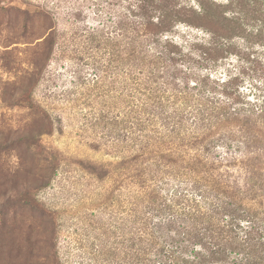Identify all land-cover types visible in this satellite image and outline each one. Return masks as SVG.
Returning a JSON list of instances; mask_svg holds the SVG:
<instances>
[{
    "label": "rangeland",
    "instance_id": "obj_1",
    "mask_svg": "<svg viewBox=\"0 0 264 264\" xmlns=\"http://www.w3.org/2000/svg\"><path fill=\"white\" fill-rule=\"evenodd\" d=\"M173 1L201 9L199 0ZM200 1L226 15L240 12L248 30L251 17L264 13V0ZM136 3L0 0V264H129V240L136 241L144 216L143 175L155 179L168 202L167 159L182 139L172 136L170 108L150 122L142 119L150 107L130 110L135 87L150 86L146 94L166 103L172 86L161 78L130 85L126 65L135 58L126 48L140 34ZM174 29L178 42L181 31L200 43L211 35L186 22ZM255 40L245 33L231 41L259 56V70L244 69L240 84L251 102L264 92V48ZM225 67L212 72L222 77ZM261 130L248 139L244 155L225 156L215 170L237 187L254 183L264 208ZM145 141L152 146L142 148ZM162 182L168 186L161 191Z\"/></svg>",
    "mask_w": 264,
    "mask_h": 264
},
{
    "label": "trees",
    "instance_id": "obj_2",
    "mask_svg": "<svg viewBox=\"0 0 264 264\" xmlns=\"http://www.w3.org/2000/svg\"><path fill=\"white\" fill-rule=\"evenodd\" d=\"M199 3L200 10L173 0H137L135 5L140 34L136 46L130 41L126 48L127 56L136 60L130 58L126 65L128 78L134 79L130 85L161 78V84L172 86L166 103L146 94L150 86L144 91L135 87L128 93L130 110L139 114L150 107L147 117L141 116L150 122L170 108L172 136L182 140L173 143L167 159L172 180L167 203L160 186L152 185L153 171L152 178L142 177L144 216L136 241L129 240V264H264L262 194L254 183L237 187L215 170L225 156L244 155L254 131L264 130V92L251 102L240 88L244 69L259 70V56L231 43L234 36L246 33L264 48V13L251 17L254 24L248 30L240 12L226 15L213 3ZM178 22L202 27L211 35L200 43L181 31L183 41L178 42L173 37ZM230 55L234 64L224 62ZM248 60L252 65H245ZM224 64V76L212 72ZM148 146L152 143L142 144ZM219 148L224 152L216 154ZM154 164L159 168V161ZM164 186L168 184L162 182L161 191ZM158 200L163 204L156 207Z\"/></svg>",
    "mask_w": 264,
    "mask_h": 264
}]
</instances>
